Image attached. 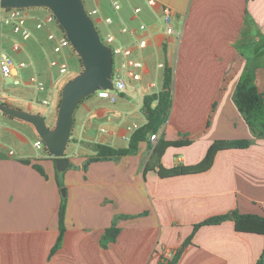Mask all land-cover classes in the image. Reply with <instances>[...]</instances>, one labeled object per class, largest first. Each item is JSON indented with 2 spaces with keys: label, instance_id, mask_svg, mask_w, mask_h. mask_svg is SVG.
Listing matches in <instances>:
<instances>
[{
  "label": "crops",
  "instance_id": "1",
  "mask_svg": "<svg viewBox=\"0 0 264 264\" xmlns=\"http://www.w3.org/2000/svg\"><path fill=\"white\" fill-rule=\"evenodd\" d=\"M156 1L152 7L147 0H85L99 11L97 25L115 34L145 24L139 37L149 43L139 51L130 36L125 40L145 63L140 82L129 80L114 104L95 94L77 108L65 171L58 172L46 148L36 149L40 137L32 124L0 111V264H161L163 253L174 256L194 227L209 218L232 212L264 216V136L253 132L235 101L244 74L254 76L264 95V0ZM163 5L172 10L173 35L165 33ZM2 11L0 51L5 50ZM45 12H31L33 37L15 58L30 64L19 74L22 84L8 88L11 82L0 75V104L35 114L41 113L34 105L48 100L47 94L55 96L56 110L60 103L64 85L52 74V59L68 63L73 73L68 81L83 71L73 49L56 55L48 31L36 30ZM106 17L114 19L111 26ZM160 64L172 68L175 90L166 122L147 133L135 154L92 161L95 145L126 149L149 123L145 98L163 90ZM33 76L46 83L44 92L31 86ZM29 88L35 89L32 99ZM49 106L50 101L42 109ZM237 140L251 144L218 152L205 172L161 175L199 164L215 141ZM64 198L66 232L52 254ZM113 226L116 237L105 247L103 237ZM263 251L264 235L240 233L228 219L199 228L176 264H257Z\"/></svg>",
  "mask_w": 264,
  "mask_h": 264
},
{
  "label": "water",
  "instance_id": "2",
  "mask_svg": "<svg viewBox=\"0 0 264 264\" xmlns=\"http://www.w3.org/2000/svg\"><path fill=\"white\" fill-rule=\"evenodd\" d=\"M0 8L51 10L82 61L83 71L63 87L54 128L48 126L42 114L0 104V111L4 114L35 127L47 151L57 159L58 172H63L70 165L65 153L72 135L77 108L84 99L97 91L114 89L112 49L102 42L96 24L89 16L83 0H0ZM62 192L64 195L65 190Z\"/></svg>",
  "mask_w": 264,
  "mask_h": 264
},
{
  "label": "built area",
  "instance_id": "3",
  "mask_svg": "<svg viewBox=\"0 0 264 264\" xmlns=\"http://www.w3.org/2000/svg\"><path fill=\"white\" fill-rule=\"evenodd\" d=\"M149 6H156V0H147ZM115 9L120 10L121 7L119 4H115ZM4 15L1 17V24L11 28V31L14 35L19 37L15 39L11 45V51L13 54L21 53L24 49V42H27L32 39L33 33L29 28V22L32 18L30 13V8L20 9H3ZM46 12L42 18H38L35 22V28L38 31L47 30V39L51 42H54L53 52L56 55H61L66 49L73 48L70 40L68 39L66 33L61 28L56 16L52 13L51 10L45 8ZM142 9L140 7L135 8V15H139ZM88 12V11H87ZM89 16L94 20L96 27L99 11L91 10L88 12ZM161 16L164 24L165 33L173 35L175 29L173 26V15L172 10L169 6L163 5L161 8ZM104 22L107 26H111L114 21L110 17L104 18ZM59 30V33L57 32ZM147 30L145 24H141L138 28H133L129 26H124L121 28V35L130 36L133 40L131 44L137 47L139 51H142L147 48L149 40L147 37H139V33H143ZM101 37V36H100ZM102 40V39H101ZM102 42L109 46L113 52V84L114 89L110 90H99L95 94L100 99L108 100L110 103H116L119 94L126 93L128 88V81H133L138 83L142 80L143 74L145 72V63L142 59H137L134 57V49L128 45L120 43L116 35L112 32H108L105 35V41ZM117 60V63H116ZM52 68H56L61 76H65L69 73L68 63L61 61L58 58H54L50 62ZM30 67V64L26 61H17L15 57L6 52L5 50L0 51V75L4 78H13L14 84L19 86L22 84L19 74L22 70ZM159 68L165 69L164 64H160ZM31 86L35 87L38 91L44 92L46 90V83L38 78L33 76L30 78ZM41 106H48V100H41L38 102ZM137 129V126H133L130 130ZM102 132H106L105 129H102ZM156 135L152 136L154 140ZM35 147L38 150L45 148L44 142L39 139L35 143ZM163 257L166 259H171L173 256L171 254L163 253Z\"/></svg>",
  "mask_w": 264,
  "mask_h": 264
},
{
  "label": "trees",
  "instance_id": "4",
  "mask_svg": "<svg viewBox=\"0 0 264 264\" xmlns=\"http://www.w3.org/2000/svg\"><path fill=\"white\" fill-rule=\"evenodd\" d=\"M172 80V68L165 66L163 90L158 94H153L152 96L145 98L149 123L132 135L128 148L115 149L110 146L97 144L94 147L96 156L91 158V160L98 161L101 159H111L135 154L139 149V143L145 140L147 133H156L158 128L168 119V115L172 106ZM155 101H157V106L153 107L152 104ZM235 101L240 112L246 117L248 125L253 130V132L257 135L264 136V95L259 92L258 87L255 84V78L252 74H244L240 79L235 93ZM60 104L61 99L58 108L60 107ZM250 144L251 142L248 140L215 141L208 149L206 157L199 164L187 167H177L169 171H162L161 175L163 177H171L205 172L211 168L214 158L218 152L226 149H246L250 146ZM54 160L56 161L57 159L54 158ZM38 169L42 171L41 168L38 167ZM65 216L66 198L63 199L61 204L59 213L60 233L57 243L51 252L52 254H54L62 245L66 232ZM228 219H231L235 222V228L240 233L264 235V216L232 212L231 214L212 217L197 224L194 227L193 234L183 243L180 250L171 259L162 257L161 264H176L179 260L182 250L191 243L196 231L199 228L203 226L219 225ZM116 233L117 228L115 226L110 228L103 237L102 244L106 247L110 240L115 239ZM257 264H264V251Z\"/></svg>",
  "mask_w": 264,
  "mask_h": 264
},
{
  "label": "rangeland",
  "instance_id": "5",
  "mask_svg": "<svg viewBox=\"0 0 264 264\" xmlns=\"http://www.w3.org/2000/svg\"><path fill=\"white\" fill-rule=\"evenodd\" d=\"M84 1V4H85V7H86V10L89 12V11H91V9H90V7L87 5V3H85V0H83ZM118 1H120V0H118ZM120 5V4H119ZM121 6V5H120ZM37 9H42V10H45V8H30V13L31 12H33V10H37ZM115 10V9H114ZM3 12V15H4V10L2 11ZM115 16V15H114ZM113 19V18H112ZM113 21H114V19H113ZM174 23V22H173ZM175 27H176V25H175ZM97 30H98V32H99V34H100V36H101V39L103 40V41H105V35H106V33H108V30H106L105 28H103L101 25L99 26V25H97ZM57 32L59 33V30H57ZM2 36H1V41H2V45L4 46V48H5V51L6 52H8V53H10V54H12L16 59H18V54H20V53H17V54H13V52L11 51V45H12V42L15 40V39H19V37H17L16 35H14L13 33H12V31H11V28L10 27H7V26H4V25H2ZM116 34V37H118L119 38V42L120 43H123V44H125V40L126 39H128L127 37H129V36H127V35H121L120 34V30H119V32H116L115 33ZM31 43H33V42H30V44ZM29 46V45H28ZM73 49V48H72ZM74 50V49H73ZM75 51V50H74ZM76 52V51H75ZM72 61V60H71ZM74 61H76V59L74 60ZM73 62V61H72ZM71 62V63H72ZM116 63H117V60H116ZM52 71V74H53V76L55 77V78H59L58 80H59V82H61L64 86H65V84L68 82V79L69 78H71L72 77V75H73V73H69V74H67V75H65V76H61V75H59V73H58V70L56 69V68H54V69H52L51 70ZM7 80H9L11 83H8V88H14V87H16L17 85H15L14 83H13V81L11 80V79H8L7 78ZM159 83H160V81H159ZM63 86V87H64ZM27 91V97H28V99H32L33 98V95H34V92H35V89H27L26 90ZM174 93H175V90H172V104L174 103V100H175V95H174ZM95 95V94H94ZM94 95H92L91 97H93ZM41 98V97H40ZM46 98L50 101V106H49V108L48 109H46V110H43L42 109V107L43 106H41V105H34V107H33V109H34V111L35 112H40L41 114H43L44 115V117H45V119H46V122H47V124H48V126L49 127H52V128H54L55 127V124H56V120H57V116H58V110H59V108H57V110H56V106H55V96H51L50 94H47L46 95ZM18 103H19V105H21V104H23L24 106H25V103L24 102H21V101H19L18 100Z\"/></svg>",
  "mask_w": 264,
  "mask_h": 264
}]
</instances>
